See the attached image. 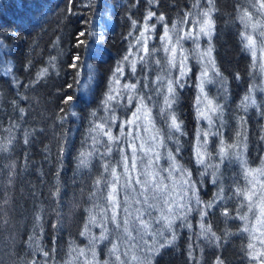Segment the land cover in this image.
I'll return each instance as SVG.
<instances>
[{
    "label": "trees",
    "instance_id": "1",
    "mask_svg": "<svg viewBox=\"0 0 264 264\" xmlns=\"http://www.w3.org/2000/svg\"><path fill=\"white\" fill-rule=\"evenodd\" d=\"M251 2L213 0L209 5L207 0H0V264L87 263L90 240L99 238L102 231L101 214L109 190L103 181H110L115 168L122 182V160L129 143L125 121L132 119L135 123V107L133 103L125 107L129 94L123 86L135 83L137 88L131 93L135 98L137 92L147 93L156 86L152 81L156 75L167 74L162 78L168 80L169 72L176 68L165 66L167 53L162 52L160 43L164 26L175 40L190 28L195 33L193 21L210 7L214 30L208 45L219 75L211 69L207 94L214 104L222 106L219 116H213L211 128L198 123L193 93L198 64L193 61L199 58L190 53L194 57L190 62L188 52L194 46L188 39L180 41L177 51L182 47L191 67L175 89L172 105L181 131L170 130L169 123L156 115L158 109L151 105L149 108L154 117L157 150L175 157L186 172L174 174L190 179L200 200L212 203V207L202 220L193 204L186 220L177 219L173 225L175 241L163 248L159 244L170 233L158 227L157 231H164V235H156L154 240L145 237L158 250L152 257L147 249L138 256H147L150 264H212L214 259L216 264L218 260L222 264H259L251 259L247 246L254 243L258 252L264 249L253 235L241 230L245 221L233 218L242 200L233 194L238 188L254 187L258 195L264 192V185L255 181L250 185L252 178L244 174L246 168L264 169V61L258 54L264 47V38L247 28L257 41L253 57V49L243 39L245 27L239 19L242 7L252 11ZM149 12L155 15L146 20ZM185 17L188 23L181 24ZM260 19L264 20V16ZM145 24L149 27L146 36L151 55L141 62L143 40L140 44L136 41ZM173 24L178 25L176 32H172ZM81 31L86 32L84 37H79ZM78 39L84 41L79 47ZM126 55L128 61L124 60ZM131 61L136 64L135 73ZM89 67L91 73L87 72ZM117 68L123 71L117 72ZM84 82L88 83L87 95L80 88ZM109 88L116 95L115 109L103 113L106 117L99 123L108 125L116 117L108 126H114L111 134L120 137L119 145L101 135L109 128L96 134L98 116L102 115L99 106ZM246 95L256 103L249 101L245 107ZM68 97L73 99L68 101ZM162 98L163 95L152 97L158 107ZM196 131L198 135L209 133L203 165L194 161ZM221 137L228 153L223 160L219 155ZM109 143L112 152L104 155ZM214 144L219 146L214 148ZM81 153L86 154L84 164ZM160 160L156 169H167V161ZM106 162L107 172L103 168ZM263 179L256 176V181ZM97 180L102 181L100 185H96ZM226 208L228 216L223 214ZM248 215L255 224L252 213ZM103 223L109 239L117 242L111 221ZM189 224L191 227L184 226ZM201 224L205 228L210 225L215 237L211 232L202 234ZM110 246L108 240L97 239L96 263L119 264L112 259ZM81 249L84 255L79 253ZM127 258L121 256L122 260Z\"/></svg>",
    "mask_w": 264,
    "mask_h": 264
},
{
    "label": "snow or ice",
    "instance_id": "2",
    "mask_svg": "<svg viewBox=\"0 0 264 264\" xmlns=\"http://www.w3.org/2000/svg\"><path fill=\"white\" fill-rule=\"evenodd\" d=\"M207 3L211 5L213 4V0H207ZM250 7L252 11H249L247 7L241 8L240 11L242 14L239 15V19L244 25L245 29L251 27L253 32H257L259 37L264 38V20L260 19L261 16H264V0H252ZM211 12V7L205 11H201L198 17L193 21V26L197 27V31L194 33L190 28L187 32H183V30L181 29V32H183V34L178 36L175 43L179 44L180 41L185 39L191 40L195 43L200 35L206 36L210 39L214 30V22L211 17ZM154 15L155 14L153 12H149L148 16L146 17V20L151 19ZM190 15L191 13L187 14V16ZM254 16L256 17V19H254ZM163 19L164 17L161 16L160 20L162 21ZM135 23L136 22L133 21V24ZM180 23L187 24V17L182 19ZM164 27L165 31L163 36L161 37V40H167L168 43H171L172 38L169 35L168 26L165 25ZM177 28L178 25L173 24L172 32H176ZM148 31L149 27L147 24H145L144 30L140 33V38H138L136 41L137 44H140L141 40H143V55L140 56L141 62L144 61L146 56L151 55L147 46L148 37L146 36V33ZM78 35L79 37H84L86 35V32L81 31ZM246 39V46L253 49V57H255L254 49L257 41L253 38L251 34H248L246 36ZM83 44L84 41L78 39L77 47ZM261 44L264 45V40H261ZM197 47H199V45H197ZM138 51H140V49H138ZM164 51L168 53L169 48L166 46L164 48ZM211 51L212 49L211 47H209L203 53L204 56L209 57L208 65L205 67L204 71L201 74L203 78H207L209 76L208 66L212 68L214 75H219V73L215 69L214 61H212L211 59ZM261 51L264 52V47H262ZM176 53V46H172L170 50L171 59L169 60V65L172 68H176L177 66L179 67V76L175 78V80L168 79L167 81H165L163 78L158 77L156 81L157 86L150 87L147 93L137 92L135 99L138 101V104L136 111L133 112L132 115L136 121L147 120L149 124H152V126L155 127L153 122L154 117L152 115V110L151 108H149V105H151L152 108L158 109L156 115L159 116V118L164 123L168 122L169 117L171 118V123L168 125L170 130L174 129L175 131L179 132L181 131V126L177 122V117L173 114L171 110L173 102L176 99L175 89L181 86V79L186 73L184 71L185 65L183 63V60L179 61V64H177ZM129 55H131V53H129ZM129 55H126L124 57L125 61H128ZM181 56H183L182 50ZM75 59L78 61L80 57L77 55ZM184 59H187V57H184ZM156 63L160 64V61H156ZM75 66L76 65H73V67ZM131 70L133 73L136 72L137 69L135 63L131 65ZM122 71V68H117V72ZM117 83H119V81H117ZM85 87H87V85ZM123 87L125 90L129 91L127 99L128 103L131 105L134 99L131 93L136 90L137 85L135 83H132L125 84ZM144 87L149 86L144 85ZM164 89H166V95L164 94ZM201 91L203 92L202 85ZM153 95H163L162 107H158V103L153 102ZM72 99V97L67 98L68 101H71ZM108 99L112 100L114 99V97L112 95H109ZM199 99L200 98H198V104ZM205 99L207 102L204 105L203 110H200L198 108V111L200 112L201 118L206 120L208 127L211 128L214 123L213 116H216L217 113L222 111V106L218 103L214 104L213 100L207 99V97H205ZM244 101L245 107H247L249 101L252 104L256 103V101L253 100L250 95H246L244 97ZM22 111L23 110L21 109V112ZM112 119L115 120L116 117L113 116ZM217 119H219L218 116ZM125 124H133V120H126ZM96 127L101 128V130H103L102 125H96ZM135 127L137 129H140L142 127V124H136ZM143 130L147 131V128H144ZM123 134L124 131L123 128H121V135ZM104 135L107 136L108 142H114L119 145L120 137L112 136L110 126L109 130L105 132ZM129 135H132L133 141L139 139L135 132L129 133ZM208 135L209 133L207 131L203 133L205 145L207 144ZM237 135H239V133H237ZM93 139L95 140V137ZM151 139L152 141H156L157 137L153 136ZM25 143H27V140H25ZM223 145L224 141L221 140V147L219 149V155L221 157V160H223V158L228 155L227 150ZM128 147L131 149V152H125L124 155V159L126 162L125 172L127 173V175H125L124 177V184L120 185V176L117 175L115 168H112L111 170V183H109V181L107 180L103 181L104 187L109 190L106 196V207L101 214L100 227L102 228V231L99 238H94L93 240H90L91 247L89 249L93 258H95L94 249L97 239L108 240L111 244L109 253L110 255L115 257V261H118L119 264H130L129 260L121 259V254L119 252L120 243H126L128 245V250L122 254L124 257H127L129 255V252L133 248H137L140 251H144L145 249H147L148 253H154L158 249L154 248L148 239H145L146 236L154 240L156 235H164V231H168L170 233V237L166 238L164 243H160L159 248H163L166 245H170L176 239L175 231L173 228L175 221L177 219L186 220V214L193 210V204H195L196 210L200 213L202 220L208 215L207 210L212 207V203L204 204V202L200 200L197 194L196 186L190 179L183 180L182 183L179 185L180 192L177 194L179 195V201H177V199L173 196L175 188L169 189V186L166 181L169 180L175 172H181V174H183L186 172V170L181 168L177 164L175 157L171 153H169L167 161L166 175H164V168H160L157 171H152V164L155 161H147L144 159L143 156H141L140 163L144 165V170L141 171L139 175L132 177L130 175L131 171H139L136 159L137 154L140 152H144V154L147 155V152H145L144 144L137 145L135 143H130ZM201 147L204 146L202 145ZM229 147L238 146L230 145ZM148 151H151V145L148 146ZM111 152L112 147L111 143H109L107 152L104 155H110ZM91 154L92 153H88L87 155ZM153 155L155 157V160L160 159V157L157 156L155 153H153ZM196 155L197 162L203 165L205 163V153L198 151ZM81 157V164H84L86 161V154L81 153ZM103 168L105 172L109 170V165L107 164V162L103 165ZM244 174L246 178H252L248 181L250 185H254V181L256 183L264 185V181H256L257 175L264 176V169L246 168ZM188 175L190 176V173ZM101 182V180H97L96 185H100ZM213 183H216L215 178L213 179ZM120 188H123V196H121L120 194ZM189 192L192 193L191 196H188ZM233 194L237 197H242L241 202L239 203L238 207L235 210V213L233 214V218H238L242 221H245V224L241 230L243 232H248L250 235H253V239H258L261 248L264 249V239L256 237L253 233V229H255L256 231H260L261 237H264V230H262L264 229V192L258 195L257 192L254 191V187H245L238 188ZM95 195L96 193L93 192V196ZM129 199L132 200V204H129ZM245 201L247 202L246 204ZM176 210H180L179 215L176 214ZM108 213H110V215H108ZM121 213H123V216H121ZM153 213H157L158 218H154ZM248 213H252L253 218L256 222L255 224H253L250 220ZM223 214L225 216L229 215L227 208L225 209ZM93 220H95V217H93ZM105 220H110L113 224L114 230L117 232V242H113L109 239L110 233L108 232V228L106 227V225L103 223ZM250 224L251 227L249 226ZM256 224H259L260 227L256 228ZM184 226L191 227L190 224ZM158 227L162 228L164 231H157ZM201 230L202 234H207L211 232V235L215 237V233L211 231L210 225L205 228L204 224H201ZM247 247L250 250L249 255L251 259L253 261H258L259 264H264V250L258 252L256 250L257 245L254 243H249ZM79 251L81 255H84L83 249ZM44 255L47 256L48 253L45 252ZM189 255L191 257V253H189ZM131 260L136 261L137 264H150L147 256L141 259V257L133 254ZM105 264H108V262L106 261ZM218 264H222V262L218 260Z\"/></svg>",
    "mask_w": 264,
    "mask_h": 264
},
{
    "label": "rangeland",
    "instance_id": "3",
    "mask_svg": "<svg viewBox=\"0 0 264 264\" xmlns=\"http://www.w3.org/2000/svg\"><path fill=\"white\" fill-rule=\"evenodd\" d=\"M26 15V14H25ZM37 19H38V17H37ZM48 19V18H47ZM263 19V18H262ZM15 22H18V21H15ZM31 22L33 23L34 21L33 20H31ZM195 31H197V28L195 29ZM243 33H245L244 35H243V39H244V41H246L247 42V39H246V36L248 35V34H250V30L249 29H244V32ZM172 38V37H171ZM45 39V38H44ZM44 39H42V41L44 40ZM176 42V40L175 39H173L172 38V42L171 43H168V41L167 40H164V41H162L161 40V45H162V52L164 53V48L167 46L168 48H169V52L167 53V56H166V58H165V66H166V68L168 67V66H170L169 65V60L171 59V55H170V50H171V47L172 46H176V48H177V50H178V44H176L175 43ZM190 43H191V45L192 46H194L193 47V49H190V51L188 52V58H189V60H190V62H191V59H193L194 57H191V54L190 53H194V56H196V57H198L199 59L197 60L196 58H195V61L196 62H194L193 61V63L194 64H198L197 66H196V68H195V78H196V86H195V90H194V92L193 93H195V95H194V107H195V113H196V115H197V120H198V123L200 124V125H203V127L204 128H208V124H207V121L206 120H204V119H202L201 118V116H200V112L198 111V108L200 109V110H203V107H204V105L206 104V99H205V97H207V99H210V97L208 96V94H207V88H208V86H209V83L212 81V78H211V75H212V73L210 74V71H211V67L210 66H208V72H209V76L207 77V78H203L202 77V72L204 71V69H205V67L208 65V60H209V57L208 56H204L203 55V53L209 48V45H208V43H209V38L208 37H206V36H203V35H200L199 36V38L196 40V42L194 43L193 41H191L190 40ZM197 45H199V47H197ZM179 50H182L183 51V56H181V51H177V53H176V61H177V64H179V61H181V60H183V63H184V65H185V68H184V71H185V73H187L188 72V70H189V66L191 67V65H190V62H189V60H188V58L187 59H184V57H187V56H185V54H184V50L182 49V47H180L179 48ZM255 52H256V50H255ZM259 52L260 53H258V51H257V53L259 54V58L261 59V61H264V53L261 51V50H259ZM211 59H212V55H211ZM132 62V64L134 63L133 61H131ZM177 69V70H176ZM176 69L174 70H172V71H174V73H173V75L171 76L170 74H171V72L172 71H170L169 72V74H168V79H170L171 77L173 78V80H175V78H177L178 76H179V67L177 66L176 67ZM176 71V72H175ZM87 72L88 73H91V69H90V67L89 68H87ZM263 72H264V70H263ZM167 74H164V75H159V76H157L156 75V77L155 78H153L152 79V81H153V83H155V85H156V81H157V78L158 77H160V78H162V77H164V76H166ZM186 75V74H185ZM175 76V77H174ZM166 79H167V77H165ZM166 79H164V80H166ZM263 79H264V73H263ZM167 81V80H166ZM88 86V83L87 82H84L83 84H81V92H83L85 95H87L86 94V87L85 86ZM201 85L203 86V92L201 91ZM261 85L264 87V80L262 81V83H261ZM157 86V85H156ZM210 88L211 89H213L214 87H213V85H210ZM83 90V91H82ZM125 90V89H124ZM125 93L126 94H129V91H127V90H125ZM164 94L166 95L167 94V92H166V89H164ZM109 95H112L114 98H115V93H114V89L113 88H109V94H106L104 97H103V99L101 100V104H100V114H102V115H100V116H98V124L97 125H100V123H99V121H101V120H103L104 119V117H106V116H103V113H106V111H112L113 110V108L115 109V106H114V104H113V102H114V99H112V100H109L108 99V96ZM198 98H200L199 99V104H198ZM212 100V99H211ZM174 103V102H173ZM137 104H138V101L136 100V103H135V98H134V100H133V106L135 107L134 109H133V111L135 112L136 111V108H137ZM160 105H161V107L163 106V98H162V102H160ZM126 106H129V103H128V100L125 102V107ZM108 109H110V110H108ZM133 111H131V112H133ZM172 112H174V109L173 110H171ZM113 113V112H112ZM218 115V114H217ZM112 116V114L109 116V117H111ZM219 116V115H218ZM132 117V116H131ZM130 117V118H131ZM113 118V117H112ZM111 118V119H112ZM133 119L135 120V118L133 117ZM132 120V119H131ZM221 121V120H220ZM113 122H114V120L112 119L110 122H109V124L108 125H113ZM168 123L170 124L171 123V118L169 117V119H168ZM217 123H219V121H217ZM250 123H253V121H250ZM117 124V123H116ZM136 124H142V127L140 128V129H137L136 127H135V125ZM108 125H106V124H102V128H103V130H101V128H97V132H96V134L97 133H103V132H105V131H107L108 130V128H109V126ZM128 126V145L130 144V143H135V144H144L145 145V152H147V155H145L144 154V152H140V153H138L137 154V156H136V159H137V165H138V169H139V171H135V170H133V171H131L130 172V175L132 176V177H135V176H137V175H139L140 174V172L141 171H143L144 170V165L142 164V163H140V158H141V156H143L144 157V159L145 160H147V161H155L153 164H152V171H157V170H159V169H156V167L155 166H157L160 162H161V160L159 159V160H155V157H154V155H153V153H155L157 156H159L161 159H165L166 161H168V157H169V154H168V152L166 153H164V154H160V151H158L157 150V146H158V143H157V141H152V137L153 136H157V133H155V131H154V129H153V126H152V124H149V122L147 121V120H142V121H136L135 120V123H133V124H130V125H127ZM111 127H113L114 128V126H111ZM144 128H147V131H144L143 129ZM132 132H135L136 133V135L139 137V139H137L136 141H133V137H132V135H129V133H132ZM176 132V131H175ZM102 136H105V135H103V134H101ZM199 137V138H198ZM223 137V136H222ZM221 137V139L223 140V138ZM53 138V137H52ZM54 139V138H53ZM53 139H52V141H53ZM219 143H220V141H219ZM263 143H264V141H263ZM128 145H127V148H126V151L125 152H131V149L128 147ZM149 145H151V151H148V146ZM204 146V147H201V146ZM220 146H221V144H219ZM219 145H217V144H214V148H216L217 146H219ZM193 146H194V149H193V155H194V161H195V164L196 165H199V163L197 162V152L198 151H200V152H204V149H205V143H204V136H203V134H199L198 135V133H197V131H196V133H195V136H194V144H193ZM263 147H264V145H263ZM219 149H220V147H219ZM124 153V152H123ZM240 153H241V151H240ZM235 157L237 158H239L240 157V160L242 159V157L241 156H238V154H235ZM204 160H205V156H204ZM125 167H126V162H125V159L123 158V160H122V166H121V170H123V175H124V177H125V175H127V173L125 172ZM129 167H130V162H129ZM158 167V166H157ZM117 172V171H116ZM176 173V172H175ZM121 174H122V171H121ZM167 174V169H165V173H164V175H166ZM117 175H118V172H117ZM124 177H122V182L120 181V185H123L124 184ZM184 179L183 178H181V176H177L176 174H173V176L169 179V180H167L166 181V183L168 184V186H169V189H172V188H175V191L173 192V196L177 199V201H179V195H177L179 192H180V187H179V185L182 183V181H183ZM264 180V179H263ZM111 181H112V175L110 176V183H111ZM120 194H121V196H123L124 195V191H123V188H120ZM190 196L192 195V193L190 192V194H189ZM202 197H204V196H202ZM204 199V198H203ZM129 204H132V200L131 199H129ZM121 216H123V213H121ZM153 216H154V218H158V216H157V213H153ZM250 226V225H249ZM251 227V226H250ZM260 227V225L259 224H256V228H259ZM262 230H264V229H262ZM245 233H247V235H250L248 232H245ZM253 233H254V235L256 236V237H258V238H262V239H264V237H261V235H260V231H256L255 229H253ZM199 236H200V234H199ZM147 237V236H146ZM255 241H256V243L257 244H259V242H258V239H254ZM114 242V241H113ZM127 244H125V243H120V247H119V252H120V254H121V256H123L122 254L125 252V251H127L128 250V246H126ZM260 245V244H259ZM90 247H91V245H90ZM90 247H89V249H90ZM110 248H111V246H110ZM89 249H88V252H87V255H86V261H87V263L84 261V263L83 264H104V263H96V261H95V258H93V256H92V254H91V252L89 251ZM135 252H136V254H135ZM138 252L139 253H143V251H140L139 249H137V248H133L130 252H129V255L127 256L128 258H127V260H129L130 261V264H137V262L136 261H133V260H131V257H132V255L133 254H135V255H137L138 256ZM79 253H80V251H79ZM95 254H96V252H95ZM153 256L154 254L152 253V254H150V256ZM151 256V257H152ZM102 257H103V252H102V254L99 256V258H100V260H101V262H102ZM111 257H112V259L113 260H115V257L114 256H112L111 255ZM215 260V259H214ZM214 260H212L211 262H212V264H216V263H214ZM113 262V261H112ZM117 262V261H116Z\"/></svg>",
    "mask_w": 264,
    "mask_h": 264
}]
</instances>
